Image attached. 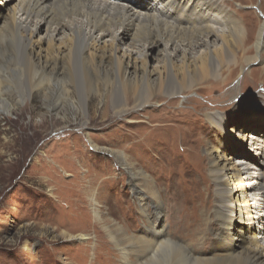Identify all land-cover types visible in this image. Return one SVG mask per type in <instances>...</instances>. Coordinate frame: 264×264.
I'll use <instances>...</instances> for the list:
<instances>
[{"label": "bare ground", "instance_id": "bare-ground-1", "mask_svg": "<svg viewBox=\"0 0 264 264\" xmlns=\"http://www.w3.org/2000/svg\"><path fill=\"white\" fill-rule=\"evenodd\" d=\"M218 5L215 0H0V99L9 83L26 84L29 95L17 103L21 108L37 92L56 114L65 105L82 114L86 127L95 94L103 101L110 99L103 106L104 119L109 109L122 121L129 119L127 125L140 123L130 118L137 112L148 116L149 127L142 135L149 142L142 149L141 142L134 143L132 152L154 154L162 147L164 154L169 150L177 159L182 153L195 170L207 159L210 182L204 183L205 202L185 205L161 191L159 180L154 184L122 157L123 166L135 170V182L143 184L133 192L145 226L127 243L135 250L136 264H155L158 253L168 247H179L198 264H264V132L251 124L249 134H233L227 130L225 114L202 115L225 137L221 155L208 141L212 132L195 130L201 115L181 116L172 108L163 114L187 91L224 85L235 70H228L236 64L234 46L246 64L255 59L247 56L250 39L243 23ZM253 44L258 52L264 51V24ZM3 71L12 78H4ZM55 92L60 98L51 99ZM153 102L160 106L154 108ZM14 110L15 106L0 105V115ZM122 121L119 118L115 126H122ZM230 145L234 147L228 154ZM158 157L154 162L162 160ZM186 187L192 188V181L186 180ZM235 192L239 194L232 203ZM208 195L217 198L216 209L210 208ZM208 232H213L214 243L212 253L204 257L197 250L205 247ZM245 237L250 246L238 248L236 240Z\"/></svg>", "mask_w": 264, "mask_h": 264}, {"label": "rangeland", "instance_id": "rangeland-1", "mask_svg": "<svg viewBox=\"0 0 264 264\" xmlns=\"http://www.w3.org/2000/svg\"><path fill=\"white\" fill-rule=\"evenodd\" d=\"M215 1L234 20L243 23L250 39L247 56L255 59L246 64L239 47L234 46L236 64L228 70H235L230 77L229 71L223 73V78L228 77L224 85L212 83L199 92L187 91L177 96V102L166 107L163 114L172 108L181 116L186 112L196 118L201 115L200 123H194L195 130L212 132L208 140L214 143L212 150L223 155V133L211 128L202 115L225 114L227 130L233 134H249L251 124L264 132V51L253 48L256 34L264 24V0ZM2 74L12 78L9 71ZM28 95L26 84L19 87L9 83L1 92L0 105L15 106L16 110L0 115V264H136L135 250L127 243L141 235L145 226L133 192L134 187L142 188L143 184L135 182L133 167L123 166V156L154 184L159 180L161 191H168L177 202L198 205L206 199L205 184L209 186L210 182L206 158L195 170L182 153L177 159L169 150L164 154L162 147L154 154L132 152L137 148L134 143L141 142L142 149L149 142L142 135L149 127L144 113L130 117L135 122L140 120L137 125H127L130 120L122 121V116L111 109L104 119L103 106L110 99L105 102L93 94L89 121L84 127L82 114L68 105L56 114L37 92L21 108L17 103L28 99ZM56 98H60L59 92L51 94V99ZM233 104L237 106L234 109ZM152 106L160 104L153 102ZM119 118L123 125L115 126L120 124ZM232 147H227L228 154ZM205 148L199 150L202 156L206 155ZM155 154L162 160L154 162ZM186 180L192 181V188L186 187ZM209 188L215 192L213 184ZM238 194L231 195L232 203ZM207 197L210 208L216 209L213 201L217 198ZM163 212L167 214V206ZM212 235L208 232L205 247L197 250L199 255L208 257L212 253ZM234 237L233 232L231 238ZM125 238L131 241L126 242ZM236 243L242 248L250 246L251 241L245 237ZM168 248L163 254L158 253L155 264H198L179 247H171L174 251Z\"/></svg>", "mask_w": 264, "mask_h": 264}]
</instances>
